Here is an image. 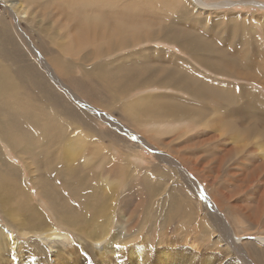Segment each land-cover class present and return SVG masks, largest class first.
I'll list each match as a JSON object with an SVG mask.
<instances>
[{
  "label": "rangeland",
  "instance_id": "obj_1",
  "mask_svg": "<svg viewBox=\"0 0 264 264\" xmlns=\"http://www.w3.org/2000/svg\"><path fill=\"white\" fill-rule=\"evenodd\" d=\"M33 1L32 3V0H25L28 4L32 3L33 10L38 11L35 12L36 17L31 21H28V18L17 21L12 18L9 10L11 1L0 0V17L6 21L5 24H8V21L14 24V28L10 26L12 42L0 39V50L7 53L2 58H8L7 62L1 64H6L9 69L12 66L13 69L14 60L26 62L38 69L53 85L48 87L47 81L41 79L46 86L44 88L51 90V97L53 94L55 97L60 95V102H65L64 107L68 104L66 107L70 112L71 105L77 109L78 114L80 111L85 113L83 118L87 123H67L64 134L75 137L62 142L81 146V152L76 153L78 156L73 167L80 173L75 176L83 178L82 181L79 178V182L80 187H84L85 195L75 188L78 192L70 196L71 193L62 188V180L73 178V175L64 173V169H60L59 173L52 177V184L69 200L84 199L88 206L93 204L102 207L95 220L84 221L85 225L81 230L76 225L63 222L31 178V175L42 172L41 164L44 165V173L48 174L46 167L50 170L52 160L60 161V157H49L53 147L38 155V150L42 148L45 152L48 143L46 144L43 138L38 143L34 142L32 129L29 123H25L23 116L15 115L10 109L8 113L0 110V115L10 117L11 123L8 124L12 127L6 123L8 126L5 124V129L9 131L6 132L13 139L17 136L20 141L33 148L34 156H31L35 158L32 160L34 163L36 160L42 161L35 163L36 169H40L30 172L21 156L0 138V147L6 161L14 166V174L0 168L4 170L7 181L10 178L17 181L14 184L16 195L12 199L13 202L0 203V248H9L8 252L0 250V264H130L136 248L141 244L144 246L147 264H207L208 258L222 261V264H240V256L236 260L231 255L223 254L214 244L212 236L215 234L210 225H213L216 219L208 214L205 220L197 206L203 201L202 205L210 214L215 211L206 196L212 193V190L215 194L223 191L229 195L228 204H225L218 194L216 196L220 204L223 202L225 206L229 205L226 213L235 208L233 203L236 202L249 209L250 215L259 213L256 204L262 194L264 200V167L262 170L255 167L264 163V118L261 117V114L264 115V8L258 7L254 0L245 3H242V0H232L228 5L224 0H202L204 4H194L193 0H147L148 4L143 2L146 0ZM60 1L65 2V18L69 19V24H63L67 20L60 8ZM219 3L220 7L215 6ZM195 5L199 9L194 7ZM141 6L144 12L139 8ZM201 6L205 7V11ZM137 14L140 15L132 19V16ZM93 17L99 20L89 22ZM104 18L106 20L100 23ZM138 18L147 19V22L155 21L159 25L171 23L179 28H190L206 39L213 37L215 45L234 59L225 57L224 54V57L218 56L212 49L207 54L208 57L204 56L213 68L202 64L177 42L156 36L157 27L152 28L150 37L143 38L142 30L140 31L143 37L140 31L137 35V28L142 25ZM119 21L129 30L130 25L133 26L134 33L125 29L117 32L115 36L114 29L120 25ZM76 34H79V41L85 40L84 44L78 45ZM123 34H126V37H123ZM63 43L66 44L64 47ZM202 46L206 47L207 44ZM10 49H13L15 54H11L12 51L9 53ZM51 54L60 58L62 68L68 70V79L57 69L60 64L53 60ZM200 55L203 53L198 54ZM223 63L225 66L222 69L220 66ZM92 67L95 69L93 74L92 70L90 75L87 74V70ZM124 67L129 69L125 72L126 82L117 83V77L112 79L113 85L108 86L106 77L122 72ZM168 69H172L173 73L169 72L168 75ZM178 72L196 80L205 90L187 87L182 82L172 84L168 78H171L172 74L178 75ZM19 74L22 83L25 80L27 84L23 74ZM64 81L73 83L74 88L65 86ZM93 83H97L98 88L109 94H112L117 86H121L123 93L116 97L104 94L106 101L102 97L98 98L96 103L91 102L78 90L86 87L81 92L91 95ZM31 92L33 93L32 90L30 94ZM94 95L97 96L95 90ZM143 95L157 97L156 99L164 102L162 107L168 105V99L172 95L177 96L181 114L187 112L185 115L189 116L159 118L155 114L146 116L137 123L131 122L120 109V102L142 100ZM176 99L170 101L174 106L178 103ZM13 126H17L14 128L21 134L13 131ZM23 126L31 134L28 131L23 132ZM31 138L33 140H30ZM247 139L248 141H245ZM31 142L35 144L32 145ZM176 159L180 163L175 161ZM106 161L112 164L110 174L107 171L100 172L108 165H105ZM255 168L259 172H256ZM181 173L186 175L182 177ZM109 175L110 190L102 187L104 178ZM191 177L196 178L200 182L198 187L203 186L204 189H200V192L198 189L196 197L191 193L195 185ZM7 181L4 178V183ZM91 189L99 192L93 195L89 193ZM109 191H112L111 195ZM198 194L202 200H199ZM209 197L211 200L216 199L213 194ZM173 203L181 207L183 204V211L174 214L171 211ZM16 204H19L20 208ZM26 206L40 213L45 227L66 234L68 243L65 239L66 245L62 246L59 240L64 238L55 236L57 242L49 246L41 236L48 239L50 230L40 234L32 233L34 220ZM77 210L81 215L86 213L83 206ZM232 213L226 214L225 224L229 227L240 226V233H245L242 241L251 244L250 251L256 250L260 245H257L259 238L257 239L255 232L260 230L262 221L250 222L246 214ZM90 215L92 214L89 213L88 217ZM107 215L108 230L98 232L104 233V236L98 235L96 227L97 230L103 228L99 224L105 222ZM83 219L85 220L84 217ZM98 219L102 221L99 222ZM7 233L14 234L12 241L8 240ZM98 239L103 241L97 243ZM12 242L13 246L10 245ZM190 242L195 243L197 247L194 249L195 244L192 246ZM101 251L104 253L100 255Z\"/></svg>",
  "mask_w": 264,
  "mask_h": 264
},
{
  "label": "bare ground",
  "instance_id": "obj_2",
  "mask_svg": "<svg viewBox=\"0 0 264 264\" xmlns=\"http://www.w3.org/2000/svg\"><path fill=\"white\" fill-rule=\"evenodd\" d=\"M10 1L11 2H10L9 10H10V12L12 14V18L13 19H15V20L17 19V21H20V20H24V19L28 18V21H31L33 17L34 18L36 17L35 14L38 11L36 12L35 10H33V8H31V4L34 2L33 0H32V3L31 4H28V2L26 3L25 0H10ZM38 1H41V0H38ZM158 1H160V0H158ZM231 1L232 0H224V2H226V4L227 3L228 4H231L230 3ZM247 1H250V0H246V1H243L242 0V3H245ZM143 2L145 4H148L147 3V0H146V2L145 1H143ZM238 2L240 3V1H238ZM254 2H256L255 4H257L258 7L264 8V2L259 1V0H254ZM193 3L194 4H199V3L200 4H204V2L202 0H193ZM38 5H39V3H38ZM43 5H44V3H43ZM45 5H48V4L45 3ZM60 5H61L60 8L62 9V12H64V18H65V2L64 1H60ZM209 5H207V6L209 7ZM215 6L220 7V3L219 4H215ZM224 6H226V5H224ZM194 7H197V5H195ZM217 7H215V8H217ZM37 8H38V6H37ZM139 8L143 10L142 6L139 7ZM201 8H203L204 11H205V7H202L201 6ZM145 9H146V6H145ZM197 9H199V7H197ZM208 10H210V9H208ZM208 10H207V12H208ZM135 11H137V10H135ZM142 12H144V10ZM142 12L140 14H142ZM140 14H137V15L132 16V19L136 18ZM108 18H109V16H108ZM65 20H67V21L64 22L63 24H67L69 19L65 18ZM96 20L98 21L99 19L97 17H93V19H90L89 22L96 21ZM104 20H106V19L105 18L104 19H101L100 20V23L102 21H104ZM138 20L141 21L142 25L137 28V30H138V34L137 35H139V31L142 30V32H143L144 35L141 33V31H140V33H141V36L142 35L144 36V37L142 36L143 38L150 37L149 34L151 32H153L152 31V28L157 27V29L155 30L157 32L155 34L156 36H158L160 38H165L164 40L177 42L182 48L188 49V51L190 52V54L193 57H196L197 60L199 62H201L202 64L212 66L206 60V58H205V56H207V54L209 53V51L212 50V49H214V53H217L218 56H223L224 57V55H225V57L227 56V57H231V58L234 59L233 56H229V54L225 53L222 49H219L218 46L215 45V43L212 41V38H213L212 36H211L212 38L209 37L208 39H206V37L205 38L201 37L202 35H200L198 32L193 31L190 28H185V29L179 28V27H176V25L175 26H172L171 23H170L171 25L170 24L169 25H165V23L163 25L162 24L159 25L158 22H155V21L147 22V19H144V18L143 19L142 18H138ZM28 21H27V23H28ZM200 21H202V19ZM5 22H4V19L2 17H0V39H2V40L6 39V40L9 41L10 39L13 38L12 37V31L10 29V26L11 27L13 26V28H14V24L11 21H8V24H5ZM119 24L120 25L119 26H116L115 29H114V33H115L114 35L115 36H116V33L117 32L120 33L122 31H125V29H128L125 25H121L122 24L121 21H119ZM154 25H156V26H154ZM40 26H41V24L39 25V27ZM31 27H33V25ZM186 29H188V31ZM130 30L134 33L135 28L130 25ZM13 31H14V29H13ZM30 34H32V33H30ZM126 34H123L122 36L123 37H126ZM17 35H19V33H17ZM92 35H94V34H92ZM137 35H134V36H137ZM76 36H77V40H78V45H81L82 43L84 44L85 40H80L79 41V34H76ZM21 43H23V42H21ZM203 44H207V46L204 47V46H202ZM62 45L64 47L66 44L63 43ZM10 51H12L11 54L14 53V50L13 49H10L9 50V53H10ZM201 53H203L202 56H204V55L205 56L204 57H202L201 55H200L201 57L198 56V54H201ZM6 54L7 53H5L3 50L2 51L0 50V59H2L0 61V110H3L4 112L8 113L7 111L10 109V110H13L14 111L13 113H15V115H17V116H23L24 117V120H25V123L26 122L29 123V125H30V127L32 129V132L31 133L34 135L33 136L34 142H37L38 143L39 140L41 138H43L46 141V144L48 143L47 144L48 147L45 148V152H44V149L42 148V150H38V155L39 154H42V153L48 152L47 150L50 149L51 147H53V148H51L53 150V152H51L52 150H50V153H49L50 156L49 157H53V159H54V157L55 158L58 157V156L60 157V159H59L60 161H54V160H52L51 164L49 165L50 170L46 167V171L48 172L49 175L46 174V173H44V165L41 164L42 161L36 160V162H41L40 164L42 166V168H41L42 169V172H40L38 174L31 175V178H32V180L34 182V185L35 184L37 185V188L39 189V190L38 189L37 190L40 191V193L47 198L46 200L50 203L51 207L55 210V212L62 218L63 222H67L68 224L76 225L81 230L82 227L85 225V222L84 221H87V219L90 220V219L97 218V213H99V210L101 209L102 206H97V205H93V204H91L90 206H88L87 203H85V200L84 199H82V201H80V200L78 201V200L72 199L70 197L71 200H73L74 202L71 201V200H69V199H67L65 196H63L62 192H60V190L56 186H53V184H52V177H54L55 174L59 173V170L60 169H64L65 170L64 173L69 174V175H73V178L68 177L66 179V181L65 180H62L60 182L62 188L65 189L66 191H68L69 194L71 193L70 196L72 194L73 195L76 194V192H78V191H81L83 196L85 195L84 187L83 186L80 187V182L82 181L83 178L82 177H78L77 178L75 176V174L76 175H79L80 173L76 172L75 169H74V167H73V166L76 165V163L74 161L77 160V156H78V155H76V153L81 152V146L80 145L75 146V145L72 144V142H69V143L67 142V144H62V142L66 141L68 139L70 140V139H72V138L75 137V135H72L71 137H69L66 134H64V128L66 127L67 123H80V124L87 123V120H84V118H83L84 115H85V113H83L82 111H80V113L78 114L77 113V109H75L71 105H70V108H71V112H70L68 110V107H66L68 104L64 107L65 102H64V104H62L63 102L62 103L60 102V99H61L59 97L60 95L58 96L56 94L57 97H55V95L53 94L52 97H51L50 96V94H52L50 92L51 90L49 91V88L48 89L44 88L46 86L41 81V79H44L43 81L46 82L47 81L46 80V77L38 69H35L34 67L28 65L26 62L25 63H20V60H19V62H16L15 60L13 61V66H15V67L13 69H11L12 66L10 65L11 66V68H10L11 70L9 69V67L6 64H1V63H5V62L8 61V58L7 59H3L2 58L4 56H6ZM19 55H20V53H19ZM51 56H52V58H53V60L55 62H58L60 64V68L61 69L60 68H57V66H56V68L59 69L61 73H63L62 76L64 78L68 79L69 78L68 70L62 68L60 58L57 55H55V54H51ZM49 58H50V56H49ZM9 61H11V60H9ZM177 61L180 62V60H177ZM49 62H51V61L49 60ZM59 64H57V65H59ZM95 65H97V64H95ZM126 65L127 64H125V66ZM224 66H225V64L223 63V64H221L220 68L223 69ZM44 67H46V66L44 65ZM93 67H92V69H88L87 70V74L90 75L91 74V70H92V74H93V72H94L93 71V69H94ZM51 68H53V67L51 66ZM124 68H126V67H124ZM124 68L123 69L121 68L122 69V72L115 73L114 75L111 74V76H107L106 77V81L108 83L107 84L108 86H112L113 85V82H114L112 79L113 78H117V77H118L117 78L118 79L117 83L124 84L126 82L127 75L125 74V72H128L129 69L128 68L124 69ZM212 68H213V66H212ZM167 71H168L167 74L169 72L170 73H173L172 72L173 71L172 69H168ZM18 72L19 73H22L24 75V76L22 75V77H25L26 78L27 84H26L25 80H23L24 82L22 83V81L20 80L21 79V76H20L21 74H19ZM97 75H96V77H97ZM186 76L187 75L183 74L182 72H178V75L172 74V77L171 78L169 77L168 79L171 80V83L172 84H179L180 82H182L183 85H185L187 87L197 88V89L202 90V91L205 90V89H203L204 86H202L201 84H199V82H197L194 79H189ZM17 79H19V81H21V82H19ZM60 82H62V81H60ZM95 82H96V78H95ZM47 84H49L48 87L53 86L48 81H47ZM63 84L65 86L68 85V86L74 88V85L71 82L64 81ZM98 87L99 86H98L97 83L96 84H94V83L92 84V94H91L92 96L89 95V94H85L84 92L83 93L81 92V91H84L86 87H83V88H81L78 91L81 94H83L84 97L86 96L87 98H89V100L91 102H95L96 103L98 98H102V97L104 98L105 97L104 94H109L104 89L102 91ZM120 88H121V86H117V89L115 91H113L112 94H109V95H112V96L116 97V95H119V94L123 93ZM30 90H32L33 93L31 92V94H30ZM94 90H95V94L97 96L94 95ZM52 91H53V89H52ZM152 97H155V96H153V95H143L142 96V98H143L142 100H139V99L133 100V99H131L132 102H130V100L121 101L119 107L122 110V112H125L126 113L128 120H130L131 122H135V123H137L140 119H144L146 116H151V115H154L155 116V114L159 118L161 116H167L169 118L170 117L176 118L177 116L182 118L183 116H189V115H185L187 112H185L183 115L181 114V111L182 110L179 109L180 108V105H179V102H178L179 100L176 99V98H178L177 96L174 97L172 95L171 98L168 97L169 98L168 99V105L167 106H163V107L161 106L164 103L163 101H159V99H156L157 97L156 98H152ZM105 98H104V101H106ZM63 99H65V98H63ZM172 99H176V101L178 102L176 104V106H174V104L170 102ZM43 106H46V107L45 108H41ZM0 113H1V111H0ZM9 114H10V112H9ZM241 115H243V113ZM10 116H11V114H10ZM13 117H14V115H13ZM261 117L264 118V115L261 114ZM23 121L21 123H23ZM253 121L255 122L256 120H253ZM257 121H259V120H257ZM6 123L7 124L8 123H11L10 117L7 118V116L5 114L0 115V138L2 140L6 141V143L9 144L19 156H21V158L25 162V167L30 172H33L35 170L40 169L39 167H38V169H36V166H35V163L36 162L34 163V161H32V160L35 159L33 157L34 156V154H33L34 151H32L33 148L28 147V144H26L24 141L23 142L20 141L21 139L19 140V137L17 138V136H15V138H14L15 140H14L11 137V135L9 133H7L9 131H7L5 129V128H7V127H5V124ZM18 123H20V122H18ZM7 124H6V126L9 125V124L8 125ZM249 124H248V126H249ZM10 127H12V126H10ZM14 127H17V126H13V128ZM23 128H24V126H23ZM31 129H30V131H31ZM14 130H15V128L13 129V131ZM250 130H251V128H250ZM21 131H22V129H21ZM25 131H28V130L25 129L23 132H25ZM79 132L77 134H79ZM17 133H18V135L21 134L19 132H17ZM247 133L248 132L246 131V134ZM12 134H14V132ZM255 138H257V137H255ZM27 139H29V136L27 137ZM33 139L31 138L30 140H33ZM245 141H248V139L245 140ZM32 142H31V144L34 145L35 143L33 144ZM29 143H30V141H29ZM240 147H241V145H240ZM0 155L2 157H4V153L2 152L1 147H0ZM31 155H33V156H31ZM1 156H0V167H2L4 170L8 171L9 173H13L14 174V170H15L14 169V166L13 165H10L9 162L6 161L5 157L2 159ZM175 161H177V159ZM177 162L180 163L179 161H177ZM105 165H107L105 167V169H101L100 172L103 173L104 171H107V173L110 174L111 173L110 167H111L112 164L110 163V161H106L105 162ZM263 165H264V163H261V164H259L258 166H255V167H259L262 170L263 167H264ZM2 168H0V203H6L7 201H8V203H11V202H13L12 201L13 197L16 195L15 192H14V184L17 181H14L11 178H10L9 181H7L6 180V176H4V170ZM255 170H256V172H259L257 168H255ZM181 175L183 177L186 174H184V173L182 174L181 173ZM10 176H14V175H11L10 174ZM189 177H190V175H189ZM4 178H5V181H7L6 183H4ZM79 178H81L80 179L81 181L79 180ZM87 178L90 179L89 175H87ZM191 178H193L192 179L193 180L192 182L195 183L194 189H193V191H191V193H193L192 195L193 196L195 195V197H196V193H198L197 192L198 189H199V192H200V189H202L203 186H202V188H200V186L198 187V185H199L200 182L196 178H194V177H191ZM189 181H191V180H189ZM102 184L101 185H102V187H104V189H108V190L111 189L110 175L104 178ZM20 189H22V191L25 192V190L22 187ZM202 190H204V189H202ZM96 192H99V190L91 189V191L89 193H92L93 195H95ZM109 192H110V195H111V192L112 191H109ZM211 192L212 193H210L209 195L212 196V194H213L215 196V198H216V196L218 194L219 197L221 198V200H224V203L225 204L226 203L228 204V197H229V195L226 192L218 191V192H216V194H215V192L213 190ZM17 193H19V192H17ZM107 194H109V193H107ZM105 195L106 194H103V196H105ZM209 195L207 194L206 196L208 198V201H209L211 207L213 209H215V211L214 212H211L212 214H210V212H208L205 209L206 207L204 208V206L202 205V202L203 201H200L198 203L197 208H198L201 216H203V218L205 220L208 218V214L209 215H213L215 217V219H216V222L214 224L212 223L213 225H210L211 226L210 229H212L213 233L215 234V235L212 236V237H214V244L218 246L219 250H221L223 252V254L231 255L236 260H238L237 258L240 256V258H239L240 259L239 260L240 264H264V258L262 259V256H264V200H263V196H262L263 194L260 196V199H259L258 203L256 204V207H257V210L259 211V213H255L253 215H250L249 214V209H247L246 207H242V205L237 204V202L236 203H233V205L235 206V208L234 209H229L228 210V213H226L227 212L226 210L229 207V205H226L227 206L226 207L223 202H221V204H220V201L217 199L218 197L216 199H214V200L212 199L213 200L212 201L210 199ZM112 196H114V195H112ZM198 196H199V194H198ZM203 197H205V196H203ZM205 199H206V197H205ZM199 200H202L201 196H199ZM204 201H206V200H204ZM15 203H16V201H15ZM93 203H94V201H93ZM16 206L20 208L19 204H16ZM81 206H83V210L84 209L86 210V213L85 214H82V215L79 212H77L78 211L77 209H80ZM21 207H23V206L21 205ZM27 207H28V213L33 216V220H34L33 228L31 230L32 233H38V234H40L43 231H49L50 230V232L48 233V236H47L48 239L47 238H44L43 236H41V239L42 240H46L47 243H48V245L51 246L52 243L57 242V240H55L54 237L55 236H58V237L64 238L62 241L59 240V243L62 244V246L63 245H66V242L69 239L66 234H64V233H62L60 231H57L55 229H52L51 230V229H48L47 227H45L44 224H43L44 223L43 217L40 215V213L37 212L36 210H34L33 208H30V206H26V208ZM182 207H184L183 204H182ZM182 207L180 205L178 206V205H176V204L173 203V204H171V211L174 214H179L181 211H183V210H181ZM232 212L246 214V216H248V219H250V222H256L258 220H261L262 221V224L260 226V230H258L257 232H255L256 233V236H257V239L259 238L258 241L256 240L257 241V245L259 244L261 246V248H260V246H257V249L256 250L250 251L251 249L249 247H250L251 244H249V243L246 244V242H243L242 241L243 238H244L243 235L245 233H240V226H233V225H231V227H229L228 225L225 224V221H226L225 216H226V214H230ZM89 213H91L92 215H90L88 217ZM108 216L109 215L106 216V220H105V222L103 224H99V225H102L103 228H99L97 230L98 227H96L97 234L101 230H108V222H107ZM83 217L85 218V220L83 219ZM98 220H100L99 222L102 221L101 219H98ZM237 220L239 221V218ZM222 223L226 227L225 226H222L223 225ZM220 224H222V225H220ZM29 226L31 228V225H29ZM243 230H245V228ZM248 230H251V229H248ZM13 235H14L13 233H7L8 240L12 241L14 239V236ZM98 235H103L104 236L105 234L102 233V234H98ZM51 236H53V237L51 238ZM95 238H93V239L95 240ZM65 239H67L66 242H65ZM193 239H195V238H193ZM191 240H192V237H191ZM97 241H98L97 243H101L103 240H100L99 241V239H98ZM192 241H194V240H192ZM188 242H186V243H188ZM190 244L193 246L195 243L193 244V242H190ZM10 245L13 246V242L10 243ZM195 246H196V244L193 247L194 249H195ZM106 247H109V246L106 245ZM131 249H132V247H131ZM0 250L1 251L6 250L8 252L9 251V248H8V246H6V249L0 248ZM187 250H189V248ZM213 250L215 251V249H213ZM144 251L145 250H144L143 244H141L140 246H138L136 248V251H135L136 253L133 254L134 258L131 260L130 264H147V257H146V253ZM193 251H195V250H193ZM101 253H104V252L101 251L100 252V255H101ZM191 253H194V252H191ZM129 254H130V252H129ZM106 255H108V254L106 253ZM181 255L183 256V254H181ZM209 256H210V254H209ZM128 258H129V255H128ZM184 258H185V256H184ZM214 260L215 261L210 260L208 258L207 264H222V261H219V260L217 261V259H214ZM190 261L193 262L192 259ZM229 261H230V259H229ZM232 262H235V260L232 261ZM223 264H227V263H223ZM236 264H238V263H236Z\"/></svg>",
  "mask_w": 264,
  "mask_h": 264
}]
</instances>
